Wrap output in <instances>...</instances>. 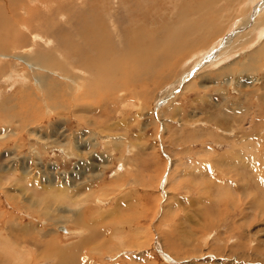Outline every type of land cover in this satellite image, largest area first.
<instances>
[{
	"label": "rangeland",
	"instance_id": "rangeland-1",
	"mask_svg": "<svg viewBox=\"0 0 264 264\" xmlns=\"http://www.w3.org/2000/svg\"><path fill=\"white\" fill-rule=\"evenodd\" d=\"M145 1L134 22L110 5L126 21L105 27L130 29L110 33L120 50L100 68L70 22L78 0L18 17L37 44H0V264H264V1L212 0L193 34L178 13L198 0ZM135 27L189 38L132 51Z\"/></svg>",
	"mask_w": 264,
	"mask_h": 264
},
{
	"label": "bare ground",
	"instance_id": "bare-ground-1",
	"mask_svg": "<svg viewBox=\"0 0 264 264\" xmlns=\"http://www.w3.org/2000/svg\"><path fill=\"white\" fill-rule=\"evenodd\" d=\"M80 2L78 8L85 13V17L81 18L80 20H77V16L75 14L72 15V18L70 19V22H73L75 25L73 26V31L75 33V35L77 36V38L80 40L81 44L84 45V47L88 46L87 49H90V53H92L93 55L91 56L92 58V64L93 68H100V65L103 63V61L105 62V64H107V61H111L113 57L112 55L109 56L107 58L106 53L110 51H117L120 50L114 47V49L112 50V46L110 41H108L107 43V47H105V43L107 42V39L110 40L109 36L110 33L113 31V34L116 35V29H118L119 27L121 29L124 30L123 26H117V28L115 26H111L108 27L109 29H107L105 27V23L103 21L105 20H113L116 23L117 22H124L126 21V19L124 18H120L119 16H112L110 14V5L114 2H126L130 5H128L126 7V10L130 13L129 18L130 20L133 19V22L135 20L136 14L135 12H133L132 10H136L137 9V1L138 0H129L131 2H128L127 0H106V2H110V3H99L100 0H96L97 3L94 4V8H89L88 7V2H90L91 0H78ZM148 0L145 1V4L148 3ZM225 1V0H224ZM228 1V0H227ZM232 1V0H230ZM264 1V0H263ZM212 2L214 1H210V0H198L195 3H184L183 5L186 6V9H182L179 13L178 16L183 19V20H189V24L186 26L187 28H191V32L193 34V32L196 29V26L199 30H202L205 27V23H196L195 21L198 22H202V12L203 10L207 9V7H210V5H212ZM258 2V0H249V3L251 6L255 5V3ZM150 3V2H149ZM177 3V2H176ZM36 4H40V5H44L45 4V0H0V44L2 42L5 41V43L7 42L9 44L8 41L12 42L14 41L15 43H18L19 41L23 40V36L25 34H28L31 36V41L33 42V44H37V40L39 39V36H37L38 34L35 32L33 33V35H31L32 33V28L27 25L26 23H23L22 21L17 20L18 17L20 18L21 16H26L29 17L31 19V15L30 12L33 10V8L35 7ZM253 4V5H252ZM225 5V4H224ZM226 5H229L228 3H226ZM242 5V4H241ZM248 6V5H247ZM245 6V7H247ZM260 7H263L262 3H259ZM260 10L262 8H259ZM259 10V13L261 12ZM72 11V8H71ZM246 11V10H244ZM208 12V9L207 11ZM258 12V11H257ZM206 14V13H205ZM258 14V13H257ZM193 15L196 16V18L193 17ZM53 16V15H51ZM55 16V15H54ZM177 16V17H178ZM12 18V19H11ZM39 19V18H38ZM198 19V20H196ZM248 21L250 22V18H247ZM103 20V21H102ZM247 20H244L243 22L240 21L241 25L243 26V28H245V25L248 22ZM94 22V23H93ZM103 22V23H100ZM184 22V21H183ZM239 22V21H238ZM239 23V24H240ZM102 24V25H101ZM255 24V23H254ZM211 25V24H210ZM68 27H69V23H68ZM185 27V28H186ZM40 28V27H39ZM177 29L175 30L174 28H170L168 29L169 33V39L166 38L165 40H163L161 43H157L156 39H155V34H153L150 31L145 30L143 27L141 29L138 30L137 27H135L134 32L131 35L125 36V38H129V50H135V51H140V52H147L148 50H176V47H179L180 45V40L182 41V44L180 47L183 46V41L184 38L189 36H184V29ZM255 28V27H254ZM63 29V28H62ZM127 30H129V27L125 28ZM38 30V29H37ZM149 30V29H148ZM212 30V28H211ZM261 30V31H260ZM176 31V33H175ZM259 31V32H258ZM264 28L262 30L261 27H257L255 30L251 31L252 33H255L256 37L258 38V33H260V39L261 37L264 35ZM25 32V34H24ZM57 33H60V30L57 31ZM200 32V31H199ZM198 32V33H199ZM31 33V34H30ZM138 33V34H136ZM37 34V35H36ZM178 34H182L181 36H176ZM191 34V35H192ZM112 35V34H111ZM114 37V36H113ZM22 38V39H21ZM48 38H51L50 36ZM106 38V39H105ZM187 38V39H188ZM113 39V38H111ZM231 39V38H230ZM59 40V39H58ZM91 41V43L89 44V41ZM126 40V39H125ZM234 40V39H233ZM259 40V39H258ZM18 41V42H17ZM44 41V40H43ZM128 41V40H127ZM31 42V43H32ZM40 42V41H39ZM45 42V41H44ZM55 42V41H54ZM53 42V43H54ZM43 43V42H42ZM47 44H50L52 42L46 41ZM121 43V41H120ZM127 43V42H126ZM261 43V41H260ZM264 44V42H262ZM60 44L57 42L56 45ZM63 44V49L65 48L66 50L69 49H74L77 47L76 44H74L73 46H71V42H69V39H67L66 41L62 42ZM102 44V45H101ZM117 44V43H116ZM123 44L126 46L125 42H123ZM5 45V44H4ZM3 45V46H4ZM169 45V46H168ZM172 45V47H171ZM179 45V46H178ZM17 46V45H15ZM55 46V45H54ZM54 46L51 47L54 49ZM71 46V47H70ZM121 46V45H120ZM18 47V46H17ZM36 47V46H35ZM233 47V46H232ZM31 48V47H30ZM122 48V47H121ZM29 49V48H28ZM32 49V48H31ZM57 49V48H56ZM180 49V48H179ZM7 51L6 47L4 46V48H1L0 46V51ZM125 50V49H124ZM128 50V49H127ZM222 50V49H221ZM228 50V49H227ZM32 50H30V52L24 51L25 54H33V52L31 53ZM35 53V52H34ZM37 53V52H36ZM115 53V52H114ZM213 53V52H212ZM40 54V53H39ZM38 54V55H39ZM53 54V53H52ZM52 54H48L47 56H43V57H39V58H35V63L37 65H44V63L42 61H48V60H52L53 56ZM55 54H57V51H55ZM53 54V55H55ZM59 54V53H58ZM57 54V55H58ZM30 55V56H31ZM136 55V54H135ZM212 55V54H211ZM34 56V55H33ZM32 56V57H33ZM61 56V55H60ZM131 56V55H130ZM198 59L196 61V66H198V68H196L195 70L197 72H199L202 68H204V66L201 65L202 62H204V60H206L207 58H205V54H203L202 52L198 55ZM38 57V56H37ZM117 57V56H116ZM55 58V57H54ZM62 58V57H61ZM134 58V57H133ZM170 58V57H169ZM195 58V57H194ZM210 58V57H208ZM211 59V58H210ZM1 57H0V66L2 65V61H1ZM126 60V59H125ZM132 60V59H131ZM196 60V59H195ZM212 60V59H211ZM210 60V61H211ZM8 61V60H7ZM55 61V59L53 60ZM127 61V60H126ZM129 61V60H128ZM133 61V60H132ZM135 61V58H134ZM215 61H217V59H215ZM56 62V61H55ZM54 62V63H55ZM206 62V61H205ZM205 62L203 63V65H205ZM121 63V62H120ZM126 63V62H125ZM130 63V62H128ZM135 63V62H134ZM137 63V61H136ZM48 64V62H47ZM56 64V63H55ZM86 64V63H85ZM207 64V62H206ZM109 65V64H108ZM131 65V64H130ZM50 66V65H49ZM88 66V64H87ZM202 66V67H201ZM124 67V66H123ZM89 68V67H87ZM42 69V68H41ZM44 69V68H43ZM49 72V71H48ZM116 72V71H114ZM196 72V73H197ZM90 73V72H88ZM196 73H191L190 76L191 77H186L183 79V81H187L189 78L192 80V78H194L196 76ZM56 74V73H53ZM59 74V73H58ZM100 74L104 75L105 77L107 76V74H105L104 72H101ZM14 75V74H13ZM13 75L9 76V80L10 82L15 83L17 80H20V78H15V76L13 77ZM86 75V74H85ZM95 75V74H94ZM117 76V74H115ZM187 75V74H186ZM17 77V76H16ZM24 77V76H23ZM114 77V76H113ZM7 78V77H6ZM8 79V78H7ZM122 79V78H121ZM99 80V79H97ZM96 80V82H97ZM108 80V79H107ZM109 81L112 82L113 78H111V76H109ZM130 81V80H129ZM73 83V82H72ZM117 83V82H116ZM128 83V82H126ZM73 91L76 94H79L82 91V85L79 86L78 84H76L75 82L73 83ZM123 87V86H122ZM74 97V96H73ZM112 227V226H111ZM60 229H64L60 227ZM59 229V230H60ZM61 231V230H60ZM66 232H63L67 235H72L73 232L71 230H68L67 228H65ZM62 232V231H61ZM22 236V235H20ZM22 239L25 238V236L21 237ZM52 244V243H51ZM20 253V252H19ZM44 253V252H43ZM47 254V253H46ZM45 257V256H44ZM59 257V256H58ZM57 257V258H58ZM12 258V257H11ZM170 259V258H168ZM25 264V263H24Z\"/></svg>",
	"mask_w": 264,
	"mask_h": 264
},
{
	"label": "water",
	"instance_id": "water-1",
	"mask_svg": "<svg viewBox=\"0 0 264 264\" xmlns=\"http://www.w3.org/2000/svg\"><path fill=\"white\" fill-rule=\"evenodd\" d=\"M62 232H66L65 229H60Z\"/></svg>",
	"mask_w": 264,
	"mask_h": 264
}]
</instances>
